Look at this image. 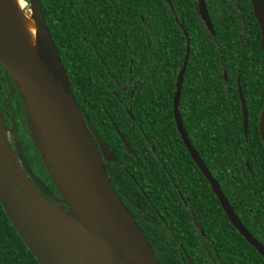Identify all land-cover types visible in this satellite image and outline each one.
Here are the masks:
<instances>
[{
  "label": "trees",
  "instance_id": "obj_1",
  "mask_svg": "<svg viewBox=\"0 0 264 264\" xmlns=\"http://www.w3.org/2000/svg\"><path fill=\"white\" fill-rule=\"evenodd\" d=\"M37 1L72 97L116 159L104 164L106 176L159 264H264L224 216L171 111L187 46L178 99L186 137L241 225L264 247V148L257 130L264 47L249 1L204 0L214 37L196 15V0ZM3 76L0 67L2 102ZM28 140L33 168L49 178ZM0 263L37 264L1 206Z\"/></svg>",
  "mask_w": 264,
  "mask_h": 264
},
{
  "label": "water",
  "instance_id": "obj_2",
  "mask_svg": "<svg viewBox=\"0 0 264 264\" xmlns=\"http://www.w3.org/2000/svg\"><path fill=\"white\" fill-rule=\"evenodd\" d=\"M259 30V48L264 47V4L248 0ZM35 26L34 53L27 52L13 36L0 27V67L9 76L20 100L23 119L63 207L46 200L42 183L25 163L18 145L12 149L0 114V206L16 235L37 264H159L143 233L118 199L103 163L115 157L84 122L65 72L46 27L37 0H28ZM196 15L214 37L204 0H196ZM184 34V33H183ZM185 35V34H184ZM188 48L174 82L172 116L176 131L191 161L205 177L224 216L264 260V247L241 225L217 183L190 145L178 112L180 86ZM223 78L225 74L223 73ZM243 135L247 112L237 87ZM257 130L264 148V104ZM114 131L127 154L129 145ZM45 151L57 159L70 177L71 193L50 169ZM75 208H79L75 211Z\"/></svg>",
  "mask_w": 264,
  "mask_h": 264
},
{
  "label": "flooded vegetation",
  "instance_id": "obj_3",
  "mask_svg": "<svg viewBox=\"0 0 264 264\" xmlns=\"http://www.w3.org/2000/svg\"><path fill=\"white\" fill-rule=\"evenodd\" d=\"M229 1L233 4V0H229ZM195 7H196V5H195ZM236 9H237V7H236ZM223 73L224 72H222V75H223ZM3 79H4V85L2 87L4 89L5 96H3V98H2L4 102H2V100L0 99V114H1V117H2V120H3L4 128H5L6 133H7L8 142H9L10 146L12 147V149L15 148V145H18L19 146V149H20V152H21V156L24 158L25 163L27 164V167L30 170L31 174L34 177H36L42 183V185H43L42 191L37 186H35V184H33L34 187H35V189L38 192H40V194L46 200H48L50 203H53L55 206H58V207H60V206L63 207V205L59 202L60 201V197L56 194L55 188L52 185L51 180L49 178H46V176L44 174L40 173L41 171L38 172V171H36L35 168H33V165L32 164H34V160L32 162L31 161V158L29 156L28 151H25V148L27 149V147L30 146V141L28 140L30 137H28V138L26 137V135L29 134V133H28V130L26 128V125H24L25 122H24V119H23L22 111L20 109V101H19V98H18L15 90L10 85L11 84V80H10L9 76L8 75H7V77L6 76H3ZM222 79L225 82V78H223V76H222ZM6 88L8 89V92H6ZM237 94H238V92H237ZM171 102H172V100H171ZM13 105L18 107L17 108L18 111L16 112V117L14 115V107H13ZM171 111H172V109H171ZM82 118H83L84 122L88 124V122L83 117V115H82ZM172 118H173V116H172ZM173 122H174V120H173ZM115 161H116V159H115ZM114 162H111V163H114ZM35 163H36V161H35ZM105 163H108V162H104L103 163V166H104ZM41 165H42V163H41ZM198 171H199V169H198ZM207 171L211 175V173L209 172L208 169H207ZM199 173H200V171H199ZM202 177L206 181V179H205V177L203 175H202ZM211 177H212V175H211ZM165 179L166 180H169V181L171 179V177H170V175H169V173L167 171L165 173ZM181 201H182V199H181ZM0 264H4V263H0ZM212 264H214V263H212Z\"/></svg>",
  "mask_w": 264,
  "mask_h": 264
},
{
  "label": "bare ground",
  "instance_id": "obj_4",
  "mask_svg": "<svg viewBox=\"0 0 264 264\" xmlns=\"http://www.w3.org/2000/svg\"><path fill=\"white\" fill-rule=\"evenodd\" d=\"M24 4V0H0V27L13 36L24 50L34 53L35 26L31 11L26 14L22 10ZM44 153L50 169L52 168L51 172L62 181L64 190L71 193L74 186L68 183L70 175L58 166L57 159L49 151ZM78 210L79 208H75V211Z\"/></svg>",
  "mask_w": 264,
  "mask_h": 264
},
{
  "label": "rangeland",
  "instance_id": "obj_5",
  "mask_svg": "<svg viewBox=\"0 0 264 264\" xmlns=\"http://www.w3.org/2000/svg\"><path fill=\"white\" fill-rule=\"evenodd\" d=\"M24 2H25V4L23 5V8H22V10L26 13V14H29V10H30V8H29V2H28V0H24ZM28 6V7H27ZM28 9V10H27Z\"/></svg>",
  "mask_w": 264,
  "mask_h": 264
}]
</instances>
